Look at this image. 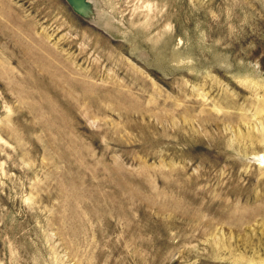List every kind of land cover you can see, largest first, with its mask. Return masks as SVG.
Returning a JSON list of instances; mask_svg holds the SVG:
<instances>
[{"label": "rangeland", "instance_id": "obj_1", "mask_svg": "<svg viewBox=\"0 0 264 264\" xmlns=\"http://www.w3.org/2000/svg\"><path fill=\"white\" fill-rule=\"evenodd\" d=\"M89 1L0 0V264H264V0Z\"/></svg>", "mask_w": 264, "mask_h": 264}, {"label": "water", "instance_id": "obj_2", "mask_svg": "<svg viewBox=\"0 0 264 264\" xmlns=\"http://www.w3.org/2000/svg\"><path fill=\"white\" fill-rule=\"evenodd\" d=\"M69 8L78 16L92 20L94 13L92 3L89 0H65Z\"/></svg>", "mask_w": 264, "mask_h": 264}, {"label": "bare ground", "instance_id": "obj_3", "mask_svg": "<svg viewBox=\"0 0 264 264\" xmlns=\"http://www.w3.org/2000/svg\"><path fill=\"white\" fill-rule=\"evenodd\" d=\"M92 17H93V19L91 20L92 22H94L95 20H98L99 18H98V16H97V14L94 12L93 14H92ZM102 21V20H101ZM99 24H101V23H99ZM103 25H104V23H103ZM257 156V155H256ZM257 160L260 162V163H264V156L263 155H259L258 157H257Z\"/></svg>", "mask_w": 264, "mask_h": 264}]
</instances>
